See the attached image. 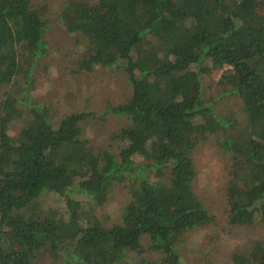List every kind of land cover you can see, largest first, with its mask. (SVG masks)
<instances>
[{"label": "trees", "instance_id": "1", "mask_svg": "<svg viewBox=\"0 0 264 264\" xmlns=\"http://www.w3.org/2000/svg\"><path fill=\"white\" fill-rule=\"evenodd\" d=\"M44 8L0 0V91L9 86L0 97V264H33L44 252L65 263L118 264L142 234L160 252L142 264H181L180 234L214 221L192 188L191 154L207 134L231 156L229 224L264 221V0H67L63 26L86 39L76 70L116 68L132 87L125 102L106 105L128 123L111 135L118 152L104 155L83 137L89 113L54 125L49 108L30 98L48 50ZM224 67L217 81L224 88L206 97L205 76ZM228 94L240 99L244 118L216 111ZM20 102L30 117L13 136ZM115 183L131 200L109 227L81 224L86 213L72 197L67 218L32 207L49 191L102 206ZM230 264H264V242L234 253Z\"/></svg>", "mask_w": 264, "mask_h": 264}, {"label": "rangeland", "instance_id": "2", "mask_svg": "<svg viewBox=\"0 0 264 264\" xmlns=\"http://www.w3.org/2000/svg\"><path fill=\"white\" fill-rule=\"evenodd\" d=\"M67 0H32L34 6H44L48 20L45 39L48 43L47 56L40 60L34 75L30 98L45 104L50 110V120L56 125L66 114L86 112L89 117L82 122L83 137L89 140L93 150L100 154L117 153L121 143L111 138L112 133L128 123L126 117L106 112V105L125 102L132 87L125 73L116 68L96 67L90 72L77 71V61L84 53L86 39L80 34L68 33L60 13ZM228 67L213 71L204 78V95L216 96L224 86L218 79ZM9 87V86H8ZM3 87L1 90H8ZM2 91L0 97L3 98ZM19 97V96H18ZM22 116L10 123L8 132L15 136L30 117L28 106L20 102ZM242 103L234 94L224 95L216 105V111L232 114L239 118L245 115ZM194 178L192 188L214 221L194 226L180 234L177 239L181 264H230L234 253H248L255 242H264V221L252 225L229 224L226 185L231 156L217 145V135L207 134L192 151ZM72 197L82 202L86 216L81 224L97 221L104 227L120 223L126 206L131 200L124 184L115 183L109 188L108 198L102 206L88 202L84 194L68 191L67 195L46 192L34 201L32 207L38 213L54 211L57 216L68 217L66 199ZM140 245L128 248L118 264H142L156 260L160 252L150 250V236L142 234ZM33 264H83L65 263L61 257L40 253Z\"/></svg>", "mask_w": 264, "mask_h": 264}]
</instances>
